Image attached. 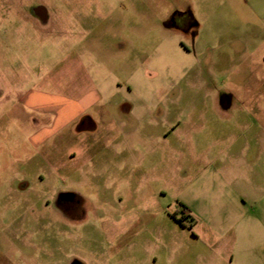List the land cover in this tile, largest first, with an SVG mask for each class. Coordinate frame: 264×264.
Here are the masks:
<instances>
[{"label": "rangeland", "instance_id": "rangeland-1", "mask_svg": "<svg viewBox=\"0 0 264 264\" xmlns=\"http://www.w3.org/2000/svg\"><path fill=\"white\" fill-rule=\"evenodd\" d=\"M73 167L76 223L50 197ZM201 241L264 264V0H0V264H197Z\"/></svg>", "mask_w": 264, "mask_h": 264}, {"label": "flooded vegetation", "instance_id": "flooded-vegetation-1", "mask_svg": "<svg viewBox=\"0 0 264 264\" xmlns=\"http://www.w3.org/2000/svg\"><path fill=\"white\" fill-rule=\"evenodd\" d=\"M33 10H35V12L33 13H36V15L40 16L42 20L46 19V15H44L45 14L44 7L38 6V7L33 8ZM189 21H191L190 11L188 10L187 11L185 10L184 11H174L172 12L167 25L175 29H178L179 31L187 32V29L190 26ZM118 111L120 114L115 113L116 117L113 116V117L108 118L107 124L110 126V129L104 130L105 135L106 137L111 138V139L119 138V137L125 138V139L131 138L130 137L132 135L131 121H136V120L133 116L129 115V113L124 112L122 109ZM85 112L82 114L83 119L82 120L80 118L78 119L80 121L79 123L85 124V122H91V124L93 123V127L90 126L91 127L90 132L95 133V134L96 133L102 134V131L99 130V126L96 125L90 113H85ZM153 114L154 113L152 112L150 113V115H153ZM52 169H55V168H52ZM58 169L59 168H57V171L50 172V173L54 175H58V176L63 174L62 176L65 177V179H69V176L67 174H64L62 172L60 173L61 170L60 169L58 170ZM73 169H74V177L76 179L83 178L84 181L79 182L77 180L75 181L68 180V183L66 184L65 179H62L63 181H61V183L63 185H66V187L62 189L60 188L57 190H53L50 197H51V202L53 206V211L55 212L54 214H56V216H58V218L61 221H68V222L76 223V222L84 221L89 215L95 216V206L92 201V198L94 196L92 192H95V191L94 189H92V187H90L88 189L91 192L87 194L86 192L82 193L81 190L78 189L81 184L85 186L92 185L91 184L92 177L90 176L91 174H93V172L89 174L83 171L82 169L78 170L75 167H73ZM42 179L44 178L42 177ZM35 191H36L34 194L35 198L33 200H39L38 198H40L43 194L38 193L37 190ZM48 202L49 200L46 201V203ZM185 209L186 208L182 206V210L184 211ZM184 215L188 216V213L186 212V210H185ZM192 237L197 238V239L199 238V236L197 235H192ZM213 246L218 249L220 248V246L218 247L217 244ZM233 257H234V254L229 255L230 263L233 262ZM70 264H85V263L77 259H74L70 261Z\"/></svg>", "mask_w": 264, "mask_h": 264}, {"label": "crops", "instance_id": "crops-1", "mask_svg": "<svg viewBox=\"0 0 264 264\" xmlns=\"http://www.w3.org/2000/svg\"><path fill=\"white\" fill-rule=\"evenodd\" d=\"M69 119L70 118H68V120ZM71 120L72 119H70L69 121ZM239 234H240L239 231L235 232V230L232 229L231 227H229L228 229L222 232V236L228 241L227 244L234 250V254L237 252V249H235L236 248V238H237L236 235H239ZM201 243L202 245L197 251L198 252V255L196 257L197 264H225L226 262L228 264H232V262L230 263L229 261V257H228V260L226 261L225 260L226 256L221 255L223 250H225L224 245L218 249V248H215L212 244L207 243L205 241H201ZM252 251H254L253 253H257L256 250H249V253H251ZM169 258H170L169 264H189L186 253L182 252L181 249L177 245L174 246V248H171Z\"/></svg>", "mask_w": 264, "mask_h": 264}, {"label": "trees", "instance_id": "trees-1", "mask_svg": "<svg viewBox=\"0 0 264 264\" xmlns=\"http://www.w3.org/2000/svg\"><path fill=\"white\" fill-rule=\"evenodd\" d=\"M195 24V22H193ZM193 33H195V30L192 31Z\"/></svg>", "mask_w": 264, "mask_h": 264}]
</instances>
